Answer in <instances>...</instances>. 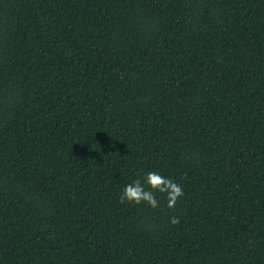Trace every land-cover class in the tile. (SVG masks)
<instances>
[{
  "label": "trees",
  "instance_id": "16d2710c",
  "mask_svg": "<svg viewBox=\"0 0 264 264\" xmlns=\"http://www.w3.org/2000/svg\"><path fill=\"white\" fill-rule=\"evenodd\" d=\"M0 264H264V0H0Z\"/></svg>",
  "mask_w": 264,
  "mask_h": 264
},
{
  "label": "clouds",
  "instance_id": "9594fccd",
  "mask_svg": "<svg viewBox=\"0 0 264 264\" xmlns=\"http://www.w3.org/2000/svg\"><path fill=\"white\" fill-rule=\"evenodd\" d=\"M157 193L164 197L166 207L170 210H174L177 202L184 196V190L179 183L156 171H150L127 184L120 193L118 202L129 205L143 204L151 209H157L160 207ZM169 223L178 224L179 217L171 216Z\"/></svg>",
  "mask_w": 264,
  "mask_h": 264
}]
</instances>
